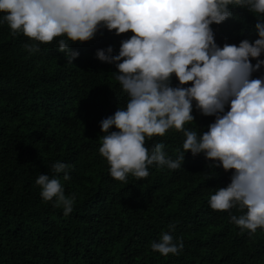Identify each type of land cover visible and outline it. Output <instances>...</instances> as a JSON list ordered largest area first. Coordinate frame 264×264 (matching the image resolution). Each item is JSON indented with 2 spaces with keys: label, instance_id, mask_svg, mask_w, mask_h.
Listing matches in <instances>:
<instances>
[{
  "label": "trees",
  "instance_id": "1",
  "mask_svg": "<svg viewBox=\"0 0 264 264\" xmlns=\"http://www.w3.org/2000/svg\"><path fill=\"white\" fill-rule=\"evenodd\" d=\"M229 7L231 17L210 25L217 45L257 39L254 13ZM114 33L100 28L90 41H68L79 53L68 64L56 44L66 37L44 44L0 24V264H264V230L249 234L229 222V211L242 210L217 211L208 204L216 188L230 183L233 170L217 167L208 179L211 162L185 153L180 169L154 162L144 178L109 175L98 151L99 122L123 107L127 96L112 74L115 65L100 62L95 52L111 45L118 54L120 41L133 35ZM26 42L39 50L29 53ZM261 75L264 66L253 78ZM170 83L177 86L174 75ZM192 115L185 127L198 132L214 120L195 106ZM182 141L173 128L146 138L145 146L162 142L175 159ZM55 161L69 166L70 179L61 178L65 195L75 197L67 216L62 206L44 201L35 184L38 174L53 175ZM170 224L183 249L162 256L150 244Z\"/></svg>",
  "mask_w": 264,
  "mask_h": 264
},
{
  "label": "clouds",
  "instance_id": "2",
  "mask_svg": "<svg viewBox=\"0 0 264 264\" xmlns=\"http://www.w3.org/2000/svg\"><path fill=\"white\" fill-rule=\"evenodd\" d=\"M230 5L254 13L257 39L217 45L210 25L231 17ZM2 23L30 41L47 44L66 37L56 44L68 64L79 55L69 45L90 41L100 28L117 36L133 33L120 41L118 54L111 45L95 52L100 62L115 65L112 74L127 96L123 107L99 122L98 151L110 166L109 175L118 181L129 173L144 178L146 165L176 170L185 153L202 154L211 162L204 173L208 179L217 167L233 170L230 183L210 194V208H238L242 214L229 211V222L249 234L264 230V75L253 78L264 66V0H0ZM24 47L29 53L39 50V44ZM194 106L202 116L214 117L206 131L185 127L193 123ZM113 127L116 131H109ZM173 128L183 135L175 159L163 151L162 142L145 146L146 138ZM68 169L55 161L51 177L38 174L35 180L41 198L62 206L65 216L75 199L61 184V178L70 179ZM174 228L170 224L162 231L151 249L162 256L179 254L183 242L174 238Z\"/></svg>",
  "mask_w": 264,
  "mask_h": 264
}]
</instances>
